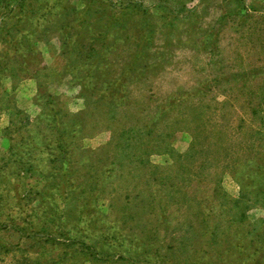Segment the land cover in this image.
<instances>
[{
	"label": "rangeland",
	"instance_id": "rangeland-1",
	"mask_svg": "<svg viewBox=\"0 0 264 264\" xmlns=\"http://www.w3.org/2000/svg\"><path fill=\"white\" fill-rule=\"evenodd\" d=\"M0 264H264V0H0Z\"/></svg>",
	"mask_w": 264,
	"mask_h": 264
},
{
	"label": "trees",
	"instance_id": "trees-1",
	"mask_svg": "<svg viewBox=\"0 0 264 264\" xmlns=\"http://www.w3.org/2000/svg\"><path fill=\"white\" fill-rule=\"evenodd\" d=\"M24 11H22V12H20L19 14H22ZM18 14V15H19ZM21 19L19 18L18 19V21H20ZM18 205V207L20 206V204H17ZM52 211H53V213L52 214H55V213H57V210H53V209H51Z\"/></svg>",
	"mask_w": 264,
	"mask_h": 264
}]
</instances>
